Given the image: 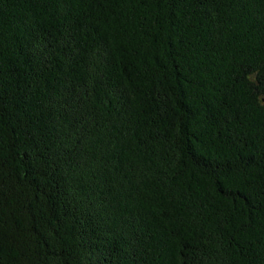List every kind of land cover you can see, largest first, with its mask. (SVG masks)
Masks as SVG:
<instances>
[{"label":"trees","instance_id":"16d2710c","mask_svg":"<svg viewBox=\"0 0 264 264\" xmlns=\"http://www.w3.org/2000/svg\"><path fill=\"white\" fill-rule=\"evenodd\" d=\"M0 264H264V0H0Z\"/></svg>","mask_w":264,"mask_h":264}]
</instances>
